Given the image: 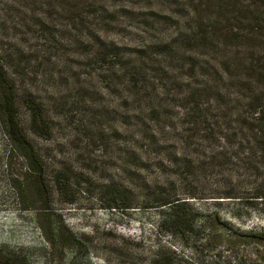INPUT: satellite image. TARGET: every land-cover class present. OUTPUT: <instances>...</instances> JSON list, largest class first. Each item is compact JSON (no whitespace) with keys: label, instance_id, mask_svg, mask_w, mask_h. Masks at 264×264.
<instances>
[{"label":"rangeland","instance_id":"374dc122","mask_svg":"<svg viewBox=\"0 0 264 264\" xmlns=\"http://www.w3.org/2000/svg\"><path fill=\"white\" fill-rule=\"evenodd\" d=\"M173 1L171 9L187 2ZM110 2L133 7L134 17L123 18L129 30L170 12L166 0ZM69 27L52 0H0V46L33 145L14 148L0 121L2 264H264V199L185 198L194 188L264 187V171L229 164L224 175L210 168L188 178L182 163L146 165L134 151L136 112L89 79L90 61L72 46ZM169 124L155 133L163 145L210 160L207 140L186 147L188 125L176 117Z\"/></svg>","mask_w":264,"mask_h":264},{"label":"trees","instance_id":"16d2710c","mask_svg":"<svg viewBox=\"0 0 264 264\" xmlns=\"http://www.w3.org/2000/svg\"><path fill=\"white\" fill-rule=\"evenodd\" d=\"M166 2L169 13L158 10L129 30L123 18L134 17L133 7L110 0H52L66 12L72 46L90 61L89 79L113 89L120 106L136 112L134 151L146 165L166 170L182 163L180 174L188 178L210 168L224 175L229 164L262 173L264 155L251 156L264 154V0H187L175 9L173 0ZM18 103L16 79L0 46V121L14 148L33 147ZM174 117L188 125L181 138L186 147L197 136L200 144L209 142L208 162L157 138V130L170 128ZM242 189L239 184L208 193L194 188L185 198H238L250 206L264 199L259 184Z\"/></svg>","mask_w":264,"mask_h":264},{"label":"flooded vegetation","instance_id":"af4514ba","mask_svg":"<svg viewBox=\"0 0 264 264\" xmlns=\"http://www.w3.org/2000/svg\"><path fill=\"white\" fill-rule=\"evenodd\" d=\"M0 264H2V262L0 261Z\"/></svg>","mask_w":264,"mask_h":264}]
</instances>
